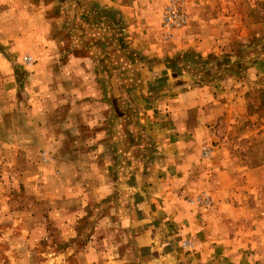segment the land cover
Masks as SVG:
<instances>
[{
    "label": "rangeland",
    "instance_id": "obj_1",
    "mask_svg": "<svg viewBox=\"0 0 264 264\" xmlns=\"http://www.w3.org/2000/svg\"><path fill=\"white\" fill-rule=\"evenodd\" d=\"M6 2L5 6L0 2V264H83V246L100 238L96 228L103 225V220L97 219L100 210L92 202L94 196L92 201L85 200L84 208L83 204L77 205L80 218L71 224L76 236L58 233L50 214L56 200L52 197L59 189L54 181L62 175L57 170L60 164L55 162L57 158L52 156L51 149L45 148V141L44 148H39L34 131L37 128L25 125V119L34 115L35 105L49 106L53 98L61 101L62 92L59 96L55 91L64 88L63 79H83L81 75L89 73L92 82L109 92L110 107L107 111L102 105L106 111L102 115L134 117L137 122L117 125L132 131L137 140L134 146H139V152L133 163L138 165L139 185L133 191L122 188L129 195L127 191L125 195L115 192L114 187L107 189L110 195L117 193L116 199L123 197L128 201L124 204L127 213L135 212L139 197L159 193L161 181L172 180L181 185L175 181L183 178L180 173H164L159 167H175L184 158L178 150L172 155L163 150L178 142L179 136L175 132V139H171L163 133L168 119H175L171 128L178 131L182 114L187 120V136L179 147L188 150L192 167L187 178L191 194L184 195L183 201L195 210L213 207L214 197L227 194L218 191L230 184L227 178L231 176L236 181L230 195L234 204L240 206L246 201L251 212L263 207L264 214V0H179L177 13L182 21L177 24L170 0H154L149 9L134 17L136 31L141 30L138 23L146 27L144 41L134 30L133 34H138L136 46L132 45V38L125 37L119 17L101 9L98 0ZM139 2L144 6V0ZM4 7L9 10L4 11ZM145 43L149 51L170 53L171 57L159 59L163 63L170 60L182 65V74H172L180 89L170 86L171 90L163 94L154 83L148 84L152 91L142 93L143 81L132 94L114 92L116 85L122 91L125 85L137 84L135 76L129 75L128 64L134 56L143 57ZM84 57L88 59L82 62L79 58ZM67 65L75 71L88 72L80 76L75 72V76L69 73ZM98 69H108L110 79L104 74L95 75ZM105 81L103 86L101 82ZM201 89L210 100L204 101L203 106L198 103L187 107V101L181 97L189 90ZM92 98L105 102L101 91H96ZM130 98L135 104L127 100ZM196 119L202 121L206 134L195 129ZM60 127L62 132L67 130V125ZM25 133L27 150L21 140ZM43 153H47V158ZM83 157L79 151L68 160L62 159L61 164L70 160L73 170L76 164H85ZM128 158L125 156L123 163L128 164L132 159ZM71 171H65L64 176L84 173ZM76 191L77 187H72V192ZM81 191L84 194L80 198H84L90 188L86 185ZM133 193L138 198H133ZM111 212L103 211L109 220L102 230L113 228ZM68 246L73 250L69 251ZM180 246L184 252L193 251L189 240L182 241ZM125 249L122 246V251L114 248L107 252L98 246L92 252V264L106 259L109 262L117 252L126 261L134 258V262L125 264H139L135 253Z\"/></svg>",
    "mask_w": 264,
    "mask_h": 264
},
{
    "label": "crops",
    "instance_id": "obj_2",
    "mask_svg": "<svg viewBox=\"0 0 264 264\" xmlns=\"http://www.w3.org/2000/svg\"><path fill=\"white\" fill-rule=\"evenodd\" d=\"M139 1L98 0L101 9L106 12L112 11L114 15L119 17L120 23H123L125 28V37L133 39V46H136V42H138V34H133L136 29L133 23L134 17L140 11L149 9L154 0H144V6ZM0 2L4 6L7 4L6 0H0ZM93 4L96 6L95 3ZM2 9L4 11L9 10L8 7ZM137 25L141 26L140 32L135 30L136 33H139L140 40H146L143 34L146 32L144 30L146 27H142L144 26L143 23ZM164 54L165 52L162 54L159 51H149L145 43L143 57H140V55L134 56L128 64L129 75L135 76L137 84L125 85L122 91L119 89V85H116L114 92L121 93L124 91L125 94H132L134 89L141 87L140 82L143 81L142 93L148 89L150 90L148 84L153 86L154 83L157 84V90L163 94H167L171 87L180 89L181 85L176 84V81L173 82L176 78H173L172 74L173 72L177 75L182 74V65L172 63L170 60L163 63L159 60L160 58L171 57L170 53L168 55ZM75 59L78 60V58H73V60ZM79 59L84 62L83 60L88 58ZM70 62L72 64V60ZM67 68L69 73H74L75 76H77L76 73L80 76L88 72L84 69L75 71L68 65ZM54 71L52 70V73ZM107 73L108 69H98V73L95 75L104 74V77H107ZM55 74L53 73V77ZM150 75H155V77L151 78ZM81 76H84L83 79L80 77L63 79L64 88L55 91L58 92L59 96L62 92L63 98H61V101L53 98L49 106H46V103L35 105L33 107V110H35L34 115L30 116L29 119H25V125L37 128L32 127L36 133L39 148H44L45 141L47 143L45 148L51 149L52 156L57 158L55 162L60 164L57 166V170L62 175H59L57 180L54 181L59 189L57 195L52 197L56 200L50 214L58 233L61 236L67 235L70 238L76 236L71 225L72 221L80 218L78 215V208L80 207L78 206L83 204L81 208H84L87 205L85 200L92 201V196H94L92 202L100 210V216L97 219L103 220L104 226L101 227H106L105 225L109 220L108 215L102 214L104 210H111L112 212L109 214L114 215L113 228L102 230L100 226H97L96 229L99 230L100 238L94 240V242L89 241L87 245L83 246V250H81L83 255L80 257L83 264L94 262L91 261L92 252H95L98 246L103 250H107V252H110L111 249L114 250V248H119L122 251L121 248L124 246L125 250L135 253L134 257H136L139 264H264V214L261 212L263 207H258L257 211L251 212V206L246 201L241 203L240 206L239 204L235 205L230 196L232 194L231 190L235 188L233 186L236 182L234 178L231 176L227 178V182L230 183L228 186L219 185V187H222V185L223 187L218 192L226 191L227 194L222 197L218 196V198L214 197V206L209 209L195 210L183 201V196L189 193L190 190L187 178L188 171L192 167L187 158L188 150L185 151V149L179 147L185 136H187V130L184 128L187 125V120L183 118L182 114H180L177 123L179 125L178 131L171 128V121L175 119L171 117L168 119L170 121L167 122L166 132L163 133L169 134L171 139H175V132L179 136L177 137L178 142L167 145L169 147L163 150L164 152L167 150L168 155H172L178 150L179 155L184 156V158L176 163L175 167L171 164L159 167L164 173H180L183 178L175 181L181 182V185L178 183V185L173 184L172 180L164 183L161 181L159 193L155 191L153 194L147 193L145 198H138V195L133 193V198H138L135 203L137 209L135 208L133 214L124 210V204L128 201L123 197L116 199V195L118 192L125 195L128 189L133 191L137 184L139 185L138 165L133 163L134 156L139 152V146H134V141L137 140L133 132L123 130L118 125L137 124V122L134 121V117H123L118 116V114L113 116L102 115L106 112L102 105L107 108V111L110 107L107 96L109 92L105 91V87L102 91L100 89L101 84H97L96 81L95 83L92 82L90 73ZM107 79H110V77L108 76ZM101 83L105 86L107 81ZM110 89L112 90V88ZM96 91L103 93L104 104H102V101L97 102L92 98ZM54 95L53 92V97ZM193 96L197 97L196 100ZM181 98L187 101V103H184L187 107L197 106L198 103L203 106L205 102L210 100L209 94L204 89L195 92L189 90ZM127 100L131 104H135L134 99ZM114 106H116L115 103ZM142 108L144 107L142 106ZM115 113L117 112L115 111ZM195 123L197 124L195 128L197 131L206 132L200 119H196ZM63 125H67L65 127L67 130L64 132L60 127ZM123 131H126L127 134L125 135ZM27 139L28 135L25 133L21 140L25 144L26 150L28 147ZM79 151L84 156L82 160L85 161V164L79 165L78 163L73 170L71 167L73 164L70 163V160L68 163L61 164L62 159L68 160L71 155ZM164 152H159V154H166ZM46 156H48L47 153H43V157ZM125 156L129 157L127 160L132 158L128 164L122 161ZM77 170L84 172L81 173L82 176H73V174L64 176L65 171L73 172ZM108 173L111 174L108 175ZM122 173L126 174L122 175ZM86 185L89 186L90 193L88 192L84 195V198H80L84 194L81 190ZM74 186L77 187L76 193L72 192ZM110 188L117 193H111L110 195L107 190ZM132 202L131 200V204L134 206V202ZM112 237L116 239L112 240ZM184 240H189L193 244V251L190 253L184 252L180 246ZM71 246H68L69 251L73 250ZM106 257L108 258V255ZM124 257L117 252L109 262L106 259L99 264H125L124 262L135 261L134 258L126 261ZM58 260L60 261V259Z\"/></svg>",
    "mask_w": 264,
    "mask_h": 264
},
{
    "label": "built area",
    "instance_id": "obj_3",
    "mask_svg": "<svg viewBox=\"0 0 264 264\" xmlns=\"http://www.w3.org/2000/svg\"><path fill=\"white\" fill-rule=\"evenodd\" d=\"M170 2H171V7H170V9H171V11L173 12V13H175V14H177V15H174V17H175V21H176V23L175 24H177V23H181V21H182V19H181V17L178 15V5H179V0H170ZM177 16V17H176Z\"/></svg>",
    "mask_w": 264,
    "mask_h": 264
}]
</instances>
